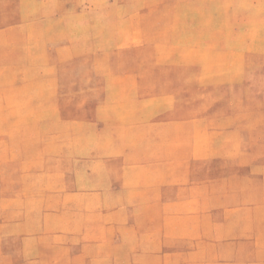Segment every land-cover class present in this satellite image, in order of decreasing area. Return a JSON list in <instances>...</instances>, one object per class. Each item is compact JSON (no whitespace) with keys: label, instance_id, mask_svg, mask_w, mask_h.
<instances>
[{"label":"rangeland","instance_id":"1","mask_svg":"<svg viewBox=\"0 0 264 264\" xmlns=\"http://www.w3.org/2000/svg\"><path fill=\"white\" fill-rule=\"evenodd\" d=\"M0 264H264V0H0Z\"/></svg>","mask_w":264,"mask_h":264}]
</instances>
